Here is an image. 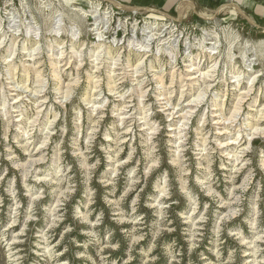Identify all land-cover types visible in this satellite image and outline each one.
Masks as SVG:
<instances>
[{"label": "clouds", "instance_id": "obj_1", "mask_svg": "<svg viewBox=\"0 0 264 264\" xmlns=\"http://www.w3.org/2000/svg\"><path fill=\"white\" fill-rule=\"evenodd\" d=\"M258 2L264 3V0H216L215 3L212 0H56L55 3L0 0V37L10 38L11 47L21 38V33L29 38L23 40L20 51L26 52L27 56L21 59L20 65L31 69L36 81L29 89L27 84H17L14 75L4 77L5 99L10 103L2 121L0 165L7 161L8 167L19 169L24 178L32 174L34 162L31 157L36 156L41 140L48 143L49 118L59 113L63 121L58 128L62 139L51 149L41 151L38 157L46 164L54 159L55 174L48 179L50 185H56L53 191L57 194L61 192V180L71 179L68 171L73 167H79L89 181L92 171L102 163L101 157L96 155V149H99L108 163L107 174L99 183L105 188L111 185V194L116 197L120 175L117 164L124 162L120 156L127 148V159L133 163L122 170L128 180L124 195L118 200L105 197L116 215L115 209L120 208L124 196L138 186L146 185L149 168L154 162L165 159L163 141L168 149L167 163L174 173L168 167L158 172L153 185L157 204L161 203L162 197L177 194L186 197L195 210L197 198L189 183L184 149H190L197 161L200 174L191 179L199 191L213 201L221 199L213 187L216 184L213 163L219 160V168L228 169L225 180L229 183L234 182L241 168L252 163L251 159L240 160L243 149L239 144L246 142L255 123L252 105H247L248 111H243V101L252 91V82L264 75V26L257 28L246 19L255 15L253 9ZM58 18L62 23L57 22ZM33 37L36 39L32 40ZM29 43H35L37 52H45L49 61L55 63L49 65L41 60L39 64H29L28 61L35 59V54L28 49ZM4 65L7 71L8 60ZM69 66L73 71L67 73ZM24 76L27 79L29 72L25 71ZM77 82L87 83L86 93L81 94L73 87ZM18 94L24 96L28 107L25 104L11 106ZM109 100L111 109L107 106ZM42 107L47 108L43 119L40 117ZM109 112L114 123L105 129L104 119ZM85 113L86 126L82 123ZM13 130L16 135H12ZM101 138L103 143H98ZM178 150L182 153L179 160L176 157ZM19 153L27 154L26 158ZM24 159H27L26 164ZM8 167H0V180L7 174ZM60 170L62 176L57 175ZM257 171L264 176V150L258 153L257 165L249 167L242 188ZM32 178L35 180L36 176ZM173 180L178 185L175 192L170 191L174 188ZM14 183L15 177L6 189L13 198L15 192L11 185ZM34 191L33 185L29 194ZM92 191L88 186V198ZM136 195L139 196V191ZM242 197L243 192L234 199L239 202ZM132 205L135 212L136 200ZM83 209L82 212L76 207L73 218L92 225L88 217L95 210L88 208L87 203L83 204ZM41 211L46 214L42 217L44 224L32 236L8 231L17 222L15 210L12 223L7 227L0 226V240L6 246L20 243L9 252L13 264H21L22 253L25 257L35 253L27 264H53V258L59 255L52 243L55 236L52 230L63 219L64 212L57 213L52 206H41ZM158 214L162 215L159 211ZM236 214L230 212L229 216ZM119 215L123 216L124 212L121 210ZM35 216L30 203L24 227ZM243 225L254 234L264 232V228L257 227L251 214L244 217L240 226L227 229L226 234L222 226L216 224L212 241L217 257L215 264H226L219 252L226 239L235 238L240 244L251 246L245 240ZM71 231L72 226H66L60 239ZM135 233L136 228H133L130 234L133 243L143 239ZM84 235L90 238L84 244L85 250L88 243L101 242L94 225ZM72 242L80 246L78 241ZM110 246L119 247V244ZM171 247L168 245L166 250ZM85 255L86 251L76 253L77 257ZM231 259L230 253L229 261ZM202 260L203 264H213L203 256ZM55 264L61 262L55 260ZM243 264H248L247 260Z\"/></svg>", "mask_w": 264, "mask_h": 264}, {"label": "rangeland", "instance_id": "obj_2", "mask_svg": "<svg viewBox=\"0 0 264 264\" xmlns=\"http://www.w3.org/2000/svg\"><path fill=\"white\" fill-rule=\"evenodd\" d=\"M43 2L55 3L56 0H43ZM212 2L215 3L216 0H212ZM253 11L255 13L254 16L246 17L248 23L257 28L264 26V19H261L264 17V3L258 2ZM57 22L62 23L59 18ZM26 39L29 38L24 37L23 33H21V38L16 40L14 47H11L10 38L0 37V135L3 134L2 121L5 109L10 103L5 99L4 77L14 75L17 84H27L29 89H32L36 83L31 69H25L20 65L21 59H25L27 56L26 52L20 51L24 46L23 40ZM31 39L35 40L36 38L33 37ZM41 47H43L42 40ZM28 49L35 54V59L28 61L29 64H39L41 60H44L49 65L55 63L54 60L49 61L45 52H37L35 43H29ZM12 52L15 55H10ZM5 60L9 62L7 71H5ZM13 65L15 68L12 67ZM84 66L87 67L86 65ZM25 71L29 72L27 79L24 76ZM72 71L73 67L69 66L67 73ZM73 87L77 88L81 94L87 91V83L82 85L77 82ZM216 87L219 86L217 85ZM250 87L252 91L247 94V99L243 101L242 109L243 111H248L246 106L252 105V116L255 123L246 142L239 144V141H237V144H239L240 149H243V155L240 160L251 159L252 163L240 169L233 183L225 180L228 169L219 168V160L213 163L212 171L216 180V184L213 187L219 193L221 199L213 201L211 197L199 191L191 179L200 174L196 167L197 161L190 149H184V162L189 165V183L197 198L195 210L192 209L186 197L177 194L162 197L161 203L157 204L154 200L157 193L153 185L158 172L161 168L168 167L174 173V169L167 163L168 149L163 141L162 152L165 159L154 162L153 166L149 168V180L146 185L142 184L136 190L129 191L124 196L120 208L115 209L116 215H113L112 206L106 203L105 197L108 200H118L120 196L124 195L128 180L126 175H123L122 170L130 167L133 163V161L127 159V148L120 156V159L124 162L117 164V171L120 175L116 185V197L111 194V185L105 188L99 183L107 174L105 170L108 167V163L103 160V154L99 149H96V155L101 157L102 163L92 171L89 181L79 167H73L68 171V176L71 179L64 178L61 180V192L57 194L53 191L56 185H50L48 179V176L55 174L54 159L50 160L48 164H46V161L38 159L41 151L51 149L62 139L58 128L63 121H61L60 114L57 113L55 117L49 118L51 134L48 143L44 144L43 140H41V143L36 148V156L31 157L34 162L32 174L24 178L21 176L19 169L8 167L7 161L0 165V167H8L7 174L0 180V226L7 227L12 223V214L15 210L18 219L11 228H8V231L19 233L22 236H32L44 224L42 217L46 214L41 211V206H52L57 213L60 211L64 212L63 219L52 230L55 233L52 243L56 245L55 251L59 253L58 256L53 258V264H55V260H59L61 264L64 261H67L68 264H203L202 256L215 264L217 257L212 241L214 240L213 229L217 223L222 226L223 233L226 234L227 229H234L240 226L244 217L251 214L256 219L257 227L264 228V176L257 171L247 186L245 188L241 187L249 167L257 165L258 153L264 150V75L258 76ZM11 90L14 89L9 91ZM244 91L247 92V88ZM68 97L69 99L72 98L71 92L68 93ZM25 103L24 96L18 94L11 101V106L18 107ZM107 106L111 109V100H109ZM25 107L28 106L25 104ZM99 107L97 105V109ZM46 112L47 108L42 107L40 112L41 119H43L44 114H47ZM68 120L69 122L71 120L70 112ZM82 123L85 126L87 125V113H85ZM112 123H114V118L109 112L104 119V128L107 129ZM12 135H16L14 130ZM69 135L71 136L72 133H69ZM39 139V136H37V142H39ZM164 140H167V137H164ZM98 143H103L102 138ZM182 147L183 145L181 144ZM0 151H3L2 147H0ZM19 154L22 158L27 156L24 153ZM49 154L51 156L52 152L49 151ZM181 155L182 153L178 150L176 152L178 160ZM68 159L71 160V157H68ZM94 160L95 156H93ZM23 162L26 164L27 159H24ZM234 167L238 166L234 165ZM0 171H2V168H0ZM33 175L36 176L35 180L32 178ZM57 175L62 176V170L58 171ZM13 177H15V183L11 185V188L15 192L14 198L6 190L9 188ZM173 184L174 188L170 191L175 192L178 185L175 180H173ZM33 185L36 191L29 194V188ZM88 186L93 189L90 193V198H88ZM137 191H139V196L136 195ZM241 192H243V197L237 202L234 198L240 195ZM133 200H136L135 212L132 211ZM30 203L36 216L34 219L28 220L27 226L24 227ZM85 203H87L88 208L95 210L88 217V220L95 226L101 241L100 243H88L87 250H85L84 244L90 238L84 233L90 231L92 225H89L87 221L81 223L72 216L76 207H80L82 212L85 211L83 209V204ZM206 204L208 206L207 211H205ZM149 205L152 206L150 207ZM238 207L239 211H237ZM121 210L124 212L123 216L119 215ZM158 211L162 215H159ZM230 212H236L237 214L229 216ZM201 216L204 219H201ZM97 217H99V223H97ZM226 217L227 219H225ZM68 225L72 226V231L64 234V239L61 240V234ZM22 227H24L23 233H21ZM243 227L245 229L243 233L245 240L249 241L251 246H249V243L240 244L238 239L230 237L219 248L221 259L226 264H243L245 260H247L248 264H264V232H256L254 234L247 228V225H243ZM133 228H136L134 235L143 236V239L136 243L132 242L133 237L130 235ZM110 232L111 235L109 236ZM157 232H159V235L156 236ZM73 240L78 241L80 246L77 247L72 242ZM57 241H60V243L57 244ZM117 243L119 247L110 246ZM24 244L27 245L28 241H24ZM168 245H172V247L166 250ZM19 246V241L16 244L10 243L6 246L3 240H0V264H13L9 257V252ZM65 247L68 248V251H64ZM85 251V256H76L77 252ZM230 253L232 254L231 261H229ZM244 253H247V255H244ZM21 256V264H27V261L31 260L35 253L31 252L26 257L22 253Z\"/></svg>", "mask_w": 264, "mask_h": 264}]
</instances>
